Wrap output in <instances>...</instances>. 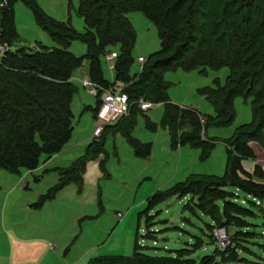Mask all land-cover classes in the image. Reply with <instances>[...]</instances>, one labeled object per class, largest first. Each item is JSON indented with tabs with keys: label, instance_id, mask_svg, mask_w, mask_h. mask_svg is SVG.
Masks as SVG:
<instances>
[{
	"label": "trees",
	"instance_id": "trees-1",
	"mask_svg": "<svg viewBox=\"0 0 264 264\" xmlns=\"http://www.w3.org/2000/svg\"><path fill=\"white\" fill-rule=\"evenodd\" d=\"M15 1L8 0L5 9L0 10V37L14 47L0 58V170L18 175L23 168L37 169L42 155L52 156L71 139L72 102L78 91L73 77L85 61L89 65L88 78L102 89L96 95L97 117L102 104L101 92L113 84L103 75L101 58L114 50L118 51L115 81L124 84L130 110L117 123L107 125L100 136L109 131L121 132L138 157L148 158L153 150L152 143H143L132 136L137 113L146 112L139 106L140 99L164 105L161 125L168 130L173 149L191 145L201 149L202 156L207 158L216 142L207 137L208 127L230 124L236 117L235 98L251 97L253 121L226 141L227 170L223 177L194 176L148 198L149 205H153L175 195L204 197L198 205L216 219L217 226L229 230L235 227L232 246L226 250L225 257L232 259V254L237 255L239 242L255 234L242 230L246 223L241 214L249 210L226 201L228 186L243 189L259 198L258 203L264 202V182L255 179L264 178L263 168L258 166L254 174H247L242 166L244 159L255 158L252 141L264 147V0H81L79 14L87 26L83 34L70 24L49 17L36 0H22L34 11L37 23L59 44L33 50L23 45L15 47L19 37L14 21ZM132 11L143 12L157 27L161 40L160 49L147 58L142 70L135 75L130 72L137 41L136 28L128 17ZM76 39L87 44L85 56L67 49ZM207 67L230 69L226 86L199 90L215 107V117L172 102L171 84L165 79L168 70ZM147 125L152 130L159 127L150 118ZM101 140L95 138L86 154L73 165L53 169L59 180L40 196L39 204L54 199L71 183L82 190L88 162L103 153L104 136ZM96 146L99 153L95 151ZM220 200L225 201L223 212ZM233 207L235 209L231 210ZM184 250L173 257H158L136 250L131 257H98L90 264L217 263L214 256L195 258L181 253ZM208 258L214 259V263Z\"/></svg>",
	"mask_w": 264,
	"mask_h": 264
},
{
	"label": "rangeland",
	"instance_id": "rangeland-1",
	"mask_svg": "<svg viewBox=\"0 0 264 264\" xmlns=\"http://www.w3.org/2000/svg\"><path fill=\"white\" fill-rule=\"evenodd\" d=\"M36 1L49 17L70 24L78 33L86 31L85 19L79 14L81 0ZM13 8L19 35L15 47L23 45L33 50L39 46H59L37 23L31 7L16 0ZM128 17L137 31L135 61L130 70L135 75L142 70L138 58H149L157 52L161 40L157 27L143 12L132 11ZM67 49L78 56L88 53V46L81 39L73 40ZM115 60L112 69L107 56L101 58L103 75L113 84L118 82L115 81ZM88 67L85 61L73 77L78 91L72 102L74 130L71 139L52 156L42 155L37 169L23 168L18 175L0 170V264H90L98 257H131L136 250L158 257H173L183 249L186 250L181 253L195 258L214 256L216 264H264V202L258 203L261 200L245 190L228 186L226 201L249 210L241 214L246 223L242 230L255 235L239 242L237 255L232 254V259L226 258V250L220 251L213 240L217 221L199 207L198 202L204 197L175 195L153 205L148 202L158 191L168 190L191 177H223L226 174V141L233 138L239 128L253 121L251 97L235 98L236 117L230 124L208 127L207 137L216 142L207 158L202 156L201 149L191 145L173 149L170 134L161 125L163 104H155L146 112L139 111L132 136L153 144L148 158L136 156L121 132L109 131L103 134V153L87 164L82 190L71 183L54 199L39 204L40 196L59 180L53 168L73 165L86 154L95 138H103L95 136L98 94L84 84ZM229 74L228 67L177 68L166 71L165 79L171 84L172 102L215 117V107L199 90L226 86ZM147 118L158 123L157 130L148 128ZM250 145L255 158L244 159L242 166L247 174H254L258 166L264 170V147L257 141ZM95 151L99 153L97 146ZM218 203L223 212L225 201ZM120 213H124V217L120 218ZM230 231L233 234L235 227ZM207 260L214 263L212 258Z\"/></svg>",
	"mask_w": 264,
	"mask_h": 264
},
{
	"label": "built area",
	"instance_id": "built-area-1",
	"mask_svg": "<svg viewBox=\"0 0 264 264\" xmlns=\"http://www.w3.org/2000/svg\"><path fill=\"white\" fill-rule=\"evenodd\" d=\"M8 4V0H0V10L5 9ZM13 45H10L7 41L0 37V58L2 59L8 52L13 50ZM118 57V51L114 50L107 54V58L111 61V68H114L113 60ZM147 58L139 57L142 68ZM85 86H90L91 91L94 94H99V86L97 83L92 82L88 77L84 80ZM101 101L99 111L97 112V128L95 135L99 136L102 130L107 126L113 124L120 117L127 115L130 110L129 97L124 92V84L122 82H115L109 89H103L101 92ZM139 106L142 110L148 111L154 106L150 101L140 99ZM120 218L124 216L123 213L119 214ZM213 236L217 242L219 250H228L232 246V235L228 228L225 226H217L213 228Z\"/></svg>",
	"mask_w": 264,
	"mask_h": 264
},
{
	"label": "crops",
	"instance_id": "crops-1",
	"mask_svg": "<svg viewBox=\"0 0 264 264\" xmlns=\"http://www.w3.org/2000/svg\"><path fill=\"white\" fill-rule=\"evenodd\" d=\"M56 168V167H55ZM54 169V168H53ZM263 182H264V178H263V180H262ZM61 193V192H60ZM151 231V230H150ZM157 231V230H156Z\"/></svg>",
	"mask_w": 264,
	"mask_h": 264
}]
</instances>
